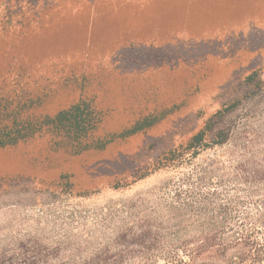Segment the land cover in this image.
<instances>
[{"label":"rangeland","instance_id":"rangeland-1","mask_svg":"<svg viewBox=\"0 0 264 264\" xmlns=\"http://www.w3.org/2000/svg\"><path fill=\"white\" fill-rule=\"evenodd\" d=\"M254 69L264 79V0H0V96L13 106L55 114L93 99L103 119L89 141L170 109L102 150L74 153L49 131L0 148V228H32L42 214L40 224H71L86 236L94 226L104 232L109 213L152 205L178 172L134 182L137 173L256 91L244 82ZM263 116L264 93L225 124Z\"/></svg>","mask_w":264,"mask_h":264},{"label":"trees","instance_id":"trees-1","mask_svg":"<svg viewBox=\"0 0 264 264\" xmlns=\"http://www.w3.org/2000/svg\"><path fill=\"white\" fill-rule=\"evenodd\" d=\"M244 82L256 91L216 110L185 143L137 173L134 182L166 168L178 172L158 187L152 205L143 199L119 216L109 213L104 232L94 226L86 236L71 224L42 225V214L32 228H0V264H264V122L225 124L229 114L264 93L259 69ZM18 104L0 96V148L49 131L59 137L57 145L74 153L102 150L170 110L89 141L103 119L93 99L81 98L55 114L25 113ZM123 185L116 181L113 187Z\"/></svg>","mask_w":264,"mask_h":264}]
</instances>
